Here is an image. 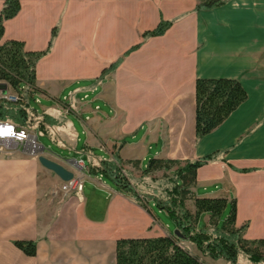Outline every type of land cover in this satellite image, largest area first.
Returning <instances> with one entry per match:
<instances>
[{
    "label": "crops",
    "instance_id": "0c3cea01",
    "mask_svg": "<svg viewBox=\"0 0 264 264\" xmlns=\"http://www.w3.org/2000/svg\"><path fill=\"white\" fill-rule=\"evenodd\" d=\"M18 1L17 13L4 20L1 41L43 51L57 25L50 50L35 64L34 90L43 103L32 115L36 122L46 117L39 131L58 146L79 148L70 157L39 142L45 156L74 173L81 189L60 190L59 177L21 147L0 150V264H115L117 239L171 232L169 215L150 194L170 185L175 167L144 173L152 157L184 162L210 155L197 168L186 207L195 213L194 197H223L225 207L234 201V226H244L242 237L264 238V0H225L196 11L203 0ZM161 17L172 20L169 28L143 40ZM197 77L235 78L247 93L198 139ZM69 114L79 121L81 146ZM114 151L143 204L100 173L87 172L88 163ZM73 159L84 169L69 164ZM199 219L214 228L209 212H199ZM15 240L34 241L35 254H25ZM183 244L202 264H264L247 262L243 253L235 263L213 259Z\"/></svg>",
    "mask_w": 264,
    "mask_h": 264
},
{
    "label": "trees",
    "instance_id": "16d2710c",
    "mask_svg": "<svg viewBox=\"0 0 264 264\" xmlns=\"http://www.w3.org/2000/svg\"><path fill=\"white\" fill-rule=\"evenodd\" d=\"M224 2L225 0H203L193 10L213 8ZM19 8L18 0H5L0 9V80L5 81L13 90H18L23 84L35 87V64L50 50L57 34L56 25L52 29L49 44L43 51H26L23 42L15 39L1 41L4 20L13 17ZM171 24L172 20L161 17L156 27L143 34V40L150 36L163 34ZM140 44L141 42L125 50L120 57L101 71L99 77L102 78L113 71L123 58ZM194 86L196 139L217 127L247 97L245 89L235 78L197 77ZM45 118L36 122L26 104H10L0 100L1 120L40 130L43 128ZM208 161H210V155L184 162L178 159L155 157L147 161L144 173L160 169L169 170L172 166H176L173 175L169 177L170 185L159 193L150 194V197L157 207L167 212L174 223L173 227L179 231L181 237L169 232L154 237L119 238L115 244V264H202L201 258L182 244L183 240L193 243L202 255L213 259L221 257L235 263L239 254L243 253L251 261H264V238L246 239L241 235V229L244 226L238 228L234 226V201L231 202L230 212L220 229L215 227V223L226 205L225 198L194 197L196 208L194 214L186 207V199L192 197L190 187L195 182L197 168ZM236 170L245 172L252 168ZM87 172L89 174L100 173L123 194L143 204V197L126 175L117 151H114L109 158H101L94 163H88ZM199 212L210 213V223L214 225V228L197 227ZM14 244L27 255L35 254V243L32 240H15Z\"/></svg>",
    "mask_w": 264,
    "mask_h": 264
},
{
    "label": "built area",
    "instance_id": "2783aa9c",
    "mask_svg": "<svg viewBox=\"0 0 264 264\" xmlns=\"http://www.w3.org/2000/svg\"><path fill=\"white\" fill-rule=\"evenodd\" d=\"M0 82L5 81L0 80ZM8 88L4 93H2L0 90V100L6 101L10 104H26L29 113L37 114L38 108H33L30 106V99H33V101L36 103H40L41 94L35 92L32 85L23 84L18 90ZM62 100L65 101L67 98L63 97ZM64 109H66L65 106ZM0 145H2V148H4L5 151H10L21 147L25 153L35 156L41 149V145L38 141L37 131L35 129L26 126H19L11 121L1 119ZM75 164L81 170L85 167L82 160H77ZM59 189L64 192L72 189H81V183L77 178L73 177L68 181H61Z\"/></svg>",
    "mask_w": 264,
    "mask_h": 264
},
{
    "label": "rangeland",
    "instance_id": "374dc122",
    "mask_svg": "<svg viewBox=\"0 0 264 264\" xmlns=\"http://www.w3.org/2000/svg\"><path fill=\"white\" fill-rule=\"evenodd\" d=\"M43 102H40V103H36L33 101V99H30V106L33 107V108H40L41 105H42ZM69 111V110H67ZM72 121H73V125H74V130H76L78 132V135H79V139H82L78 144L79 146L82 145L83 143V136L82 134H80V126H79V121L77 120V118L75 116H73L72 114H69L68 116ZM37 135H38V141L41 142V144H43V146L47 149V145H51L52 146V149L55 150V151H61L64 153V155H66L67 153H70V157H73V155H76L77 153V150L75 149H65V148H61V146H58L55 142H53L51 140V137H49V135H46V134H43L41 131L37 130ZM53 135V133H52ZM78 135H74L73 136V142H76V139L78 137ZM0 150L4 151V148H2V145H0ZM45 152V150H44ZM173 167H175L176 169V166L174 165ZM173 175V174H172ZM230 209H231V203H228V205L221 211V213L218 215V217L216 218L217 219V222L215 224V227L217 229H220L222 227V224H223V221L225 219V217L228 215V213L230 212ZM174 223H171V226H170V230L171 232L174 230V227L172 226ZM196 225L198 228H202L204 227L205 225V222L204 220H197L196 222ZM183 242L185 244H187L189 247L192 248V246H195L193 243L187 241V240H183L182 241V244ZM184 245V244H183ZM185 246V245H184ZM187 247V246H185ZM188 248V247H187ZM196 248V246H195ZM189 249V248H188ZM197 249V248H196ZM198 250V249H197ZM200 252V251H199ZM201 253V252H200ZM241 256H242V253H241ZM247 262H252V261H247ZM248 264V263H247Z\"/></svg>",
    "mask_w": 264,
    "mask_h": 264
},
{
    "label": "water",
    "instance_id": "95a60500",
    "mask_svg": "<svg viewBox=\"0 0 264 264\" xmlns=\"http://www.w3.org/2000/svg\"><path fill=\"white\" fill-rule=\"evenodd\" d=\"M7 88H8L7 83L0 82V90L2 93L6 92ZM43 150H44L43 146H41L39 153L36 155L38 161L42 166L53 171L61 181H68L74 177V173L71 170L67 169L66 166H64L62 163L45 156L43 154ZM76 161H77L76 159H73L69 161V164H71L72 166H76L75 164ZM172 233L178 237H181V234L176 228H174Z\"/></svg>",
    "mask_w": 264,
    "mask_h": 264
}]
</instances>
